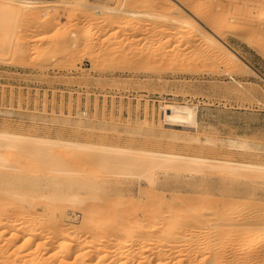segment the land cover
I'll return each instance as SVG.
<instances>
[{
    "label": "rangeland",
    "instance_id": "374dc122",
    "mask_svg": "<svg viewBox=\"0 0 264 264\" xmlns=\"http://www.w3.org/2000/svg\"><path fill=\"white\" fill-rule=\"evenodd\" d=\"M5 1L0 0V3ZM39 2L35 9L29 10L43 15L39 17L40 20L55 15L56 18L54 17L53 20L55 23L51 19L53 22L50 21L51 27L43 29L35 23L33 25L29 17L19 19L11 23L15 33L13 32L14 35L10 37L9 42L8 38L7 42L1 40L5 49H0V129L5 127L26 134L75 138L88 142L102 141L134 148H155L209 157L264 161V148L261 147L262 145L264 147V0H40ZM96 3L115 8L124 5L129 9L157 14L168 13L170 16L171 14L178 16L180 10L181 14L185 13L190 19H192L191 14L199 12L201 16L198 19L194 18L202 24L208 23L210 27L213 23L211 26L212 21L209 17L216 18L220 31L217 30L222 41L256 73L247 70L243 63L234 68L229 67V61L220 57L219 48L217 50V45L213 46L209 38L194 35L189 38L185 36L181 38V36L180 39L171 34L172 23L166 19L146 15H119L116 14L119 13L116 10L95 12L98 17L102 15L107 19L105 24H101L104 35L100 36L101 40H97L95 35L87 38L88 40H80L82 50L77 53L68 55L58 53L53 57L52 51L49 52L47 49L50 43L45 40L37 44L28 42L23 53L14 52L18 40H21L20 36L23 37L22 33L51 38L58 34L62 25H67L68 20L73 16L76 18L74 31L79 32L89 23V16L92 14H89L88 10L90 11L93 5H97ZM181 3L186 5L185 10L178 8ZM8 25L10 23H6L5 26ZM5 26L2 28L5 29ZM0 31V37H3L5 31L3 35H1L2 30ZM114 31L115 34L117 33L116 36ZM121 39L125 42L133 40L137 46L125 48L115 59L111 51L99 53V48L95 50L98 53L95 52L94 57L91 58L85 50L87 45L96 40L108 41L109 45L112 44L109 46L111 48ZM126 53H131L134 58L125 61ZM168 103L190 104L196 107L198 126L180 127L169 124L170 122L163 116V104ZM86 114L88 115L86 118L81 116ZM65 118H68L67 121ZM77 119L81 121L86 119V121L81 123ZM76 124H80V127ZM174 130L180 133L179 138L173 137ZM185 135L198 136L199 140L193 137L189 139ZM206 138L213 139V142L205 141ZM232 139L246 140L254 146L259 144L257 147L262 151L260 149V153L256 154L253 153L256 150L252 152V150L236 148L229 144ZM77 167L80 168L79 165ZM93 171L96 172L95 179L105 181L102 191L104 196L114 200L115 204L120 203L121 207L145 203L154 189L156 193L170 198L172 195H193L194 193L189 190L193 186L208 188V185L212 184L219 188L221 185L219 174L214 172H174L157 168L154 170L156 181L152 186L147 178L129 174L128 170L110 173L106 168H95ZM33 173L41 175L38 182L40 181L39 184L46 190L60 188L61 184L58 180L54 184L49 182V185H46V181H51L49 176L51 173L48 170ZM58 178L60 180V177ZM261 188L256 194L253 193L257 198L256 202L260 201V204L264 202V187ZM77 190L80 195L87 196L91 189L83 186ZM250 194L241 197L238 201L242 204L241 207L253 210L254 204L248 199ZM137 213L142 215L140 209ZM62 214L65 220L68 219L66 222L71 225L79 224L82 219V211L72 205H68ZM251 220L256 222L257 228L258 225L259 227L263 225L257 223L259 219L256 220V217ZM2 227L4 229V224L0 229ZM1 231L2 229L0 233ZM63 237L66 238V234ZM21 240L10 250V253L22 252V249L27 248L22 243L23 239ZM98 245L103 247L100 243ZM259 245L261 246L257 247L258 249L264 247V244ZM84 247L89 249V246ZM136 247L135 251L138 252L139 259L149 254L146 246L141 248L139 244ZM259 250L248 251L249 264H263L264 248L263 251ZM108 251L106 250L105 253ZM105 253L102 258L96 257L98 255L96 253L91 258H85L86 264L89 262H91L89 264H112L111 260L114 257ZM139 253L144 255L140 257ZM126 254L122 256L121 262L131 261L130 259L136 257L132 258V255L127 254L131 257L129 259ZM242 257L243 255L241 256L237 251L236 258H233L235 264H245ZM100 258L103 261L100 262ZM139 259L136 264L141 262L142 259L140 261ZM120 261L117 264H120Z\"/></svg>",
    "mask_w": 264,
    "mask_h": 264
},
{
    "label": "bare ground",
    "instance_id": "6f19581e",
    "mask_svg": "<svg viewBox=\"0 0 264 264\" xmlns=\"http://www.w3.org/2000/svg\"><path fill=\"white\" fill-rule=\"evenodd\" d=\"M39 1L6 0L0 3L1 35L5 31L4 36L0 37L2 38L0 42L1 40L7 42V38L9 42L10 37L14 35L12 29L14 26L11 23L19 19L29 17L33 25L35 23L43 29L51 27L56 18L55 15V18L47 17L48 19L40 20L43 15L29 10L40 3ZM122 6L115 8L93 5L90 11L88 10L89 14H92L89 16V23L77 33L74 31L76 25L74 16L68 20L67 25H62L58 34L51 38L22 33L23 37L20 36L21 40L16 41L14 52L23 53L28 42L37 44V42L47 41L50 43L47 49L49 52L52 51L53 57L58 53L66 55L77 53L82 50L80 40L94 35L99 40L100 36L104 35L102 23L107 19L102 15L98 17L96 13H101L103 10H116L119 12L116 14L119 15H146L166 19L172 23L171 34L179 38L181 36V38L183 36L189 38L194 35L209 38L213 46L217 45V50L219 48L220 57L229 61V67L234 68L243 63L247 70L255 72L230 49L228 44L222 41L216 18L209 17L213 28L208 26V23L202 24L195 19L201 16L199 12H190L193 13L190 19L185 13H180L182 11L178 8L181 10L187 8L182 3L175 8L179 10L178 16L139 11ZM4 23L5 25L10 23V25L6 27ZM174 23L177 25L173 26ZM2 26H5V29ZM97 40L87 45V48L85 47L91 58L97 52L95 50L99 48V53L111 51L115 59L125 48L137 46L133 40L125 42L121 39L114 47L109 48L112 44L109 45L108 41ZM2 42L0 49L4 48ZM133 56L131 53H126L124 60L131 61ZM163 108L164 119L172 126H198L196 107L190 104L168 103L163 104ZM81 116L88 117L87 114ZM65 119L67 121L68 118ZM144 123L146 124L145 121ZM172 134L173 137L180 136V133L175 130ZM185 136L184 140L186 137L191 139L194 135ZM193 138L199 140L198 136ZM212 140L206 138L205 141L210 143L213 142ZM229 144L243 150H252V152L256 150L253 152L256 154L260 153L261 149L257 147L259 144L254 146L249 141L241 139H232ZM261 147L264 148L263 145ZM78 165L80 168L77 167ZM95 168H106L110 173L128 170L129 174L147 178L152 186L156 181L154 170L157 168L174 172H214L219 174L221 185L219 188L212 184H209L208 188L193 186L189 188L193 195H172L170 198L156 193L154 189L145 203L137 204L139 205L137 208L142 212L140 216L137 213L139 210L136 208L137 205L121 207L120 203L115 204L114 200L104 196L102 191L105 181L95 179L96 172L93 171ZM43 170L51 173L49 175L51 181H46V185H49V182L54 184L58 180L61 184L60 188L48 191L41 187L40 181L38 182L41 175L33 172L38 173ZM83 186L91 189L89 195H80L77 189ZM261 187H264V161L209 157L173 150L120 146L102 141L88 142L75 138L33 135V133L26 134L4 127L0 129V226L4 224V229L2 227L0 233V264H86L85 258H91L95 253L98 254L96 257L102 258L106 250H109L106 252L108 255L114 257L111 260L113 263L110 262L112 264L123 260L122 256H125V253L132 255V258L136 256L134 259L138 261V252L135 249L139 244L141 248L146 246L149 250L147 256L139 253L140 257L144 255L142 257L145 259L140 258L142 260L139 264H235L233 258H236L237 251L241 256L243 255L242 261L249 264L248 251L259 250L260 248H257L261 246L259 244H264V202L262 204L260 201L256 202L257 198L253 195ZM247 194H250L248 199L254 204L253 210L241 207L242 204L238 201ZM68 205L82 211L79 224L71 225L68 221L66 222L68 219L63 218L62 213ZM253 217H256V220L259 219L257 223L263 225L260 227L258 225L257 228L256 222L251 220ZM65 234L66 238L63 237ZM21 239L27 246V250L24 248L25 251L22 249V252L10 253ZM99 243L103 247H100ZM85 245L89 246V249H85ZM127 254L126 256L130 259L131 257ZM101 258L100 262L103 261ZM134 259L120 261V264H127V262L136 264Z\"/></svg>",
    "mask_w": 264,
    "mask_h": 264
}]
</instances>
